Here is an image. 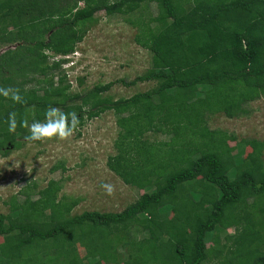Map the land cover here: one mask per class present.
<instances>
[{
  "label": "trees",
  "instance_id": "obj_1",
  "mask_svg": "<svg viewBox=\"0 0 264 264\" xmlns=\"http://www.w3.org/2000/svg\"><path fill=\"white\" fill-rule=\"evenodd\" d=\"M99 11L123 15L152 54L144 74L121 81L154 88L119 99L104 95L114 82L70 90L65 56ZM0 43L12 45L0 54V154L50 106L75 112L78 127L113 110L121 129L108 166L145 189L120 212L74 214L79 199L60 196L59 180L30 181L0 211V264H264V142L244 140L245 158L207 122L264 95V0H0ZM211 233L224 241L209 246Z\"/></svg>",
  "mask_w": 264,
  "mask_h": 264
},
{
  "label": "rangeland",
  "instance_id": "obj_2",
  "mask_svg": "<svg viewBox=\"0 0 264 264\" xmlns=\"http://www.w3.org/2000/svg\"><path fill=\"white\" fill-rule=\"evenodd\" d=\"M151 11L157 13L156 3L151 4ZM137 32L138 28L123 15L97 12L83 40L76 45V55L74 52L70 54L76 62L68 69L70 90L86 92L97 84L114 82L104 95L119 99L154 88L157 85L154 80L132 86L121 81H132L151 67L152 54L136 41ZM10 47L11 44L0 43V54ZM245 108L247 113L236 116L226 103L223 111L208 114L207 122L212 129L227 130L230 134L228 144L236 146L235 153L243 151L244 157L248 158L252 149L242 142L246 139L264 142V95L246 104ZM117 118L113 110H107L98 116L85 118L83 125L65 140L54 137L43 142L25 141L10 153L0 154V211L9 212L6 202L14 195L23 200L20 190L32 180H36L40 187L46 186L51 179L59 180L62 187L60 196L66 194L79 199L73 209L74 214L85 210L120 212L138 199L145 189L126 184L107 163L109 156L117 152L115 142L121 129ZM147 136L152 139L170 138V135L153 132ZM231 160L236 162L233 158ZM56 165L59 169L54 171ZM101 183L113 186L112 195L106 194ZM169 214L166 211L162 216ZM227 233H235V228L230 227ZM223 236L224 233H211L208 245L223 242Z\"/></svg>",
  "mask_w": 264,
  "mask_h": 264
},
{
  "label": "clouds",
  "instance_id": "obj_3",
  "mask_svg": "<svg viewBox=\"0 0 264 264\" xmlns=\"http://www.w3.org/2000/svg\"><path fill=\"white\" fill-rule=\"evenodd\" d=\"M77 52V51H76ZM76 52L73 54L76 55ZM72 54V53H71ZM67 60L64 63V67L67 70L68 78L71 76L69 68L73 67L76 63L74 59L70 58V54L65 56ZM4 96H8L7 90H0ZM11 99L14 102H20L21 97L18 93H13ZM80 121L75 112L65 113L58 110L55 107H48L44 111L43 121L34 120L30 125H27V134L24 139L26 141H40L43 142L47 139L56 138L59 140H65L70 137L73 132L77 129ZM26 122H22V126ZM17 126L16 114L9 113L8 115V131L10 133L15 132ZM101 188H103L107 195H112L113 186L107 183H101Z\"/></svg>",
  "mask_w": 264,
  "mask_h": 264
}]
</instances>
